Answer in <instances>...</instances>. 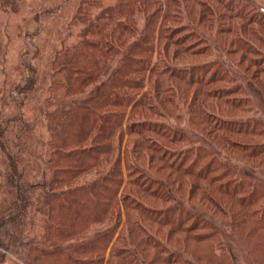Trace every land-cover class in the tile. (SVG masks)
I'll list each match as a JSON object with an SVG mask.
<instances>
[{
	"label": "trees",
	"instance_id": "1",
	"mask_svg": "<svg viewBox=\"0 0 264 264\" xmlns=\"http://www.w3.org/2000/svg\"><path fill=\"white\" fill-rule=\"evenodd\" d=\"M75 17L40 169L0 121V264H235V242L264 264V183L247 169L264 167V121L227 66L264 90L254 5L82 0Z\"/></svg>",
	"mask_w": 264,
	"mask_h": 264
},
{
	"label": "rangeland",
	"instance_id": "2",
	"mask_svg": "<svg viewBox=\"0 0 264 264\" xmlns=\"http://www.w3.org/2000/svg\"><path fill=\"white\" fill-rule=\"evenodd\" d=\"M81 1L1 0L0 121L3 120L5 124L8 122L7 144L12 151L20 152L22 165L28 175L43 166L42 158L45 157L49 137L43 100L51 82V61L56 52L77 40L82 25L75 16ZM249 2L254 5L256 17L264 21V0ZM96 12L94 9L93 13ZM213 22L218 28L217 15ZM255 27H258L255 33L258 37L250 45L253 52L264 55V30L257 25ZM249 57L261 61L254 53L249 54ZM158 58L156 52L154 60ZM227 66L230 74H235L236 78V72L239 73L237 80L243 85L254 111L264 121V90L251 72L246 73L236 65ZM254 70L255 67L252 68ZM5 164L0 152V165L4 167ZM247 169L253 178L264 183V167L248 166ZM9 197L0 196L6 206L11 201ZM233 245L235 264H263L244 244L235 242Z\"/></svg>",
	"mask_w": 264,
	"mask_h": 264
}]
</instances>
